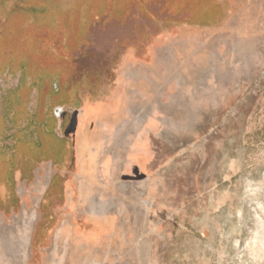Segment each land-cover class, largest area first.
I'll return each mask as SVG.
<instances>
[{
    "label": "rangeland",
    "instance_id": "374dc122",
    "mask_svg": "<svg viewBox=\"0 0 264 264\" xmlns=\"http://www.w3.org/2000/svg\"><path fill=\"white\" fill-rule=\"evenodd\" d=\"M33 2L0 0L1 68L24 73L0 100V264H264V0ZM94 104L114 105L81 136Z\"/></svg>",
    "mask_w": 264,
    "mask_h": 264
},
{
    "label": "flooded vegetation",
    "instance_id": "af4514ba",
    "mask_svg": "<svg viewBox=\"0 0 264 264\" xmlns=\"http://www.w3.org/2000/svg\"><path fill=\"white\" fill-rule=\"evenodd\" d=\"M1 65H2V63L0 62V100L4 102L6 99L10 100L9 98L14 92H17V94L19 93L20 79L22 78L24 73H22V71L15 72L12 67H10L8 70L6 69L3 71V68H1ZM32 74H34V73H32ZM27 80H29V78ZM15 82L17 83L16 86H15ZM27 83L28 84L26 85V88L28 91V88H31V83L29 81ZM43 88L47 89V90L46 89L43 90V93H45V94L48 91L53 90L55 93V95L53 97H59L63 93L61 91V88L57 84L54 83V80H52L51 82H47V85H44ZM54 88H55V90H54ZM35 92H37V94H40V92L35 89V90H31L30 93L28 94V97H26L25 110L27 113L30 112L34 108V107H32V105H33L32 101L34 100L33 95ZM5 97H6V99H4ZM18 100H19V98H18ZM40 102L42 103V100ZM41 103H39V104H41ZM50 105L51 106L49 108L47 107V110H41L38 114L43 113V115L45 116V119H50L52 104H50ZM113 105L114 104H112L110 106H113ZM110 106H108V105L104 106L102 104L88 105L86 107V110H85L86 117L88 118V116H92L93 118H103L104 115H106L105 114L106 112H111L112 107H110ZM39 107H40V105H38V109H40ZM53 114L55 116V119H53V122H52L53 130H52L51 134L56 135V137H58V139L61 142H64L66 154L64 155L63 159L59 160L60 164H64L66 157H67V151H68L67 150L68 136L66 135V133L64 135H61L60 133L63 130L66 132L65 127L71 123L72 114H70V111L66 107L61 106V105H58L57 107L52 109V115ZM13 133H15V131ZM8 137L9 136L1 134V143L0 144H2V145L0 148H4L5 145L3 143H5V140L8 139ZM9 139L12 140V143H13V141H15L13 136ZM12 147H13L14 151L12 150V152H11L10 161H12L15 158V155H17L16 149H15L16 141L11 145V148ZM52 162H54V161H52ZM0 164H2L1 157H0ZM52 164H54V163H52ZM12 166H13L12 167V169H13L12 170V176L9 174L8 168L5 170H2L1 174L4 173L3 178L5 179L4 182L3 181L2 182L9 185L10 187L12 186V188H13L15 185L14 183L16 182V178L14 177V173L16 172L15 170L17 167H15L13 164H12ZM59 182H61L60 172L58 174H55L50 179L49 187L51 186V187L57 188L59 185ZM111 227H112L111 225H103V226L99 225L98 229L93 232V235L89 234L86 237L89 240H92V239L93 240H100L103 236L106 235V233H108L110 231ZM77 234H79V233H77Z\"/></svg>",
    "mask_w": 264,
    "mask_h": 264
},
{
    "label": "crops",
    "instance_id": "0c3cea01",
    "mask_svg": "<svg viewBox=\"0 0 264 264\" xmlns=\"http://www.w3.org/2000/svg\"><path fill=\"white\" fill-rule=\"evenodd\" d=\"M128 109H130V110H132V108H128ZM85 110L86 109H83V110H81L80 111V113H79V121H78V127H77V133L79 134V135H81V136H86V137H92L93 135H92V133L94 134V135H97L96 133L97 132H95V131H93V128L92 127H90V124H91V122H94V120H96V119H94L92 116H88V118L86 117V114H85ZM94 119V120H93ZM51 186L48 188V190L50 191L51 190ZM54 188V187H53ZM56 190V189H55ZM61 192L63 191V193H64V188H61V190H60ZM72 192H73V189H72V186H65V198H66V200H67V202H69V204H68V207L70 206V202H71V195H72ZM101 223V225L103 226V225H112V219H110V218H107V221H103V220H101V221H99V224ZM97 225H96V223L94 224V222H93V224H91L90 225V227H89V229H90V231L89 232H87V233H84L83 235L81 234V237H83V239L85 238V240H89V239H87V235H89V234H92L93 235V232L95 231V227H96ZM97 228H98V226L96 227V230H97ZM66 230H67V228H66ZM112 230H114V228L112 229ZM111 231V230H110ZM72 233L74 234V236H77L75 233H74V229H72ZM109 233V232H108ZM108 233H106V235L108 236L109 234ZM105 235V236H106ZM92 242H93V239L91 240ZM87 242V241H86Z\"/></svg>",
    "mask_w": 264,
    "mask_h": 264
},
{
    "label": "trees",
    "instance_id": "16d2710c",
    "mask_svg": "<svg viewBox=\"0 0 264 264\" xmlns=\"http://www.w3.org/2000/svg\"><path fill=\"white\" fill-rule=\"evenodd\" d=\"M35 2H33V4L35 5V7L36 8H34L35 10H37V11H35V18L37 19L38 18V15H40L39 13H41V12H39V8L41 9V8H44L45 7V5H47V4H49L50 3V1L51 0H34ZM41 6V7H40ZM21 62H24V60L22 59V60H20ZM10 137V136H9ZM8 137V138H9ZM1 150H0V157H1V159H2V167H1V169L2 170H5V169H7L8 168V172H9V174L12 176V161H10V157H11V154H9V156H8V153L6 152V150L5 149H3V148H0ZM11 150H13L14 151V149H13V147L12 148H10V149H8L7 151H9L10 153L12 152Z\"/></svg>",
    "mask_w": 264,
    "mask_h": 264
},
{
    "label": "bare ground",
    "instance_id": "6f19581e",
    "mask_svg": "<svg viewBox=\"0 0 264 264\" xmlns=\"http://www.w3.org/2000/svg\"><path fill=\"white\" fill-rule=\"evenodd\" d=\"M247 189H249V188H247Z\"/></svg>",
    "mask_w": 264,
    "mask_h": 264
}]
</instances>
